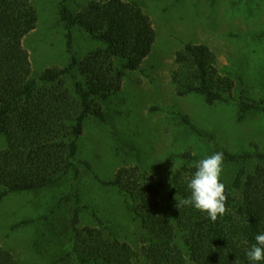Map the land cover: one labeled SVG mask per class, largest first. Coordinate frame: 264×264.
I'll use <instances>...</instances> for the list:
<instances>
[{
    "label": "trees",
    "instance_id": "1",
    "mask_svg": "<svg viewBox=\"0 0 264 264\" xmlns=\"http://www.w3.org/2000/svg\"><path fill=\"white\" fill-rule=\"evenodd\" d=\"M67 2L62 1L59 21L71 61L35 76L24 39L36 28L37 11L31 0H0V134L7 141V149L0 152V203L80 175V142L87 121H106L103 104L122 92L129 73L143 71L155 47L152 20L136 2L92 1L79 14ZM76 29L103 47L78 60L73 55ZM175 57L178 67L171 73V85L178 97L200 96L210 106L235 101L242 119L264 113V100L251 99L243 90L234 99L233 85L220 77L208 46L187 43ZM178 115L195 135L208 137L189 116ZM258 149L256 145L253 153L231 154L214 148L213 153L223 152V165L236 168L231 179L220 178L227 210L214 222L194 207H176V199L190 195L187 183L199 157L182 155L184 164L168 186L140 169L121 168L103 183L129 199L143 230L141 248L97 228L81 229L77 196L73 246L51 264H249L245 252L255 235L264 233V153ZM60 206L61 201L53 212ZM0 264L20 263L0 247Z\"/></svg>",
    "mask_w": 264,
    "mask_h": 264
},
{
    "label": "rangeland",
    "instance_id": "2",
    "mask_svg": "<svg viewBox=\"0 0 264 264\" xmlns=\"http://www.w3.org/2000/svg\"><path fill=\"white\" fill-rule=\"evenodd\" d=\"M62 1L31 0L38 22L24 46L35 76L71 61L59 21ZM92 1L100 0L67 3L79 14ZM127 1L139 4L151 18L157 33L154 50L143 71L129 73L122 92L103 104L106 121H87L77 178L69 175L52 188L14 194L0 203V247L20 264H51L71 250L77 196L81 229L97 228L139 250L143 230L129 199L103 183L121 168L140 169L168 186L171 175L184 164V154L203 159L216 147L231 154L253 153L256 145L264 153L263 112L242 119L235 101L210 106L200 96L178 97L171 85V73L178 67L176 52L187 43L204 44L216 56L220 77L233 85L234 99L243 90L251 99L264 100V0ZM102 47L85 32L74 30L73 55L78 60ZM178 114L189 116L208 137L195 135ZM6 149L0 134V152ZM235 172V167L223 165L220 178L231 179ZM59 201L60 208L53 212ZM22 222L27 223L15 228Z\"/></svg>",
    "mask_w": 264,
    "mask_h": 264
},
{
    "label": "clouds",
    "instance_id": "3",
    "mask_svg": "<svg viewBox=\"0 0 264 264\" xmlns=\"http://www.w3.org/2000/svg\"><path fill=\"white\" fill-rule=\"evenodd\" d=\"M223 152L200 159L196 164V171L187 183L190 195L176 199V207L191 206L196 210L206 213L213 222L218 216L226 213V186L220 177L223 171ZM249 264L264 262V233L255 235V243L245 252Z\"/></svg>",
    "mask_w": 264,
    "mask_h": 264
}]
</instances>
